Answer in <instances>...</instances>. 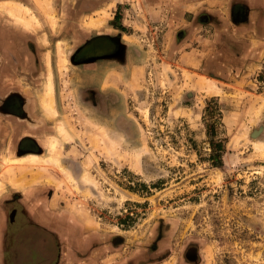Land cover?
I'll use <instances>...</instances> for the list:
<instances>
[{"label":"rangeland","instance_id":"obj_1","mask_svg":"<svg viewBox=\"0 0 264 264\" xmlns=\"http://www.w3.org/2000/svg\"><path fill=\"white\" fill-rule=\"evenodd\" d=\"M164 1L165 14L172 17L173 9H180L175 17L183 20L185 11L204 0ZM56 2L43 1V12L7 8L2 21L55 27L68 18L70 28L82 20L99 29L113 16L109 2L103 10L70 17L52 12ZM137 11L143 13L141 6ZM151 24L131 30L129 42L156 55L172 29L169 23ZM52 32L54 44L47 48L59 56L72 53L75 46L66 32ZM190 48L184 45L180 52ZM192 53L172 59L132 57L139 67L124 86L123 125H102L83 101L97 86L88 77L92 68L78 71L71 57H50L54 91L49 70L42 101L54 125L51 151L47 158L32 156L25 164H20L23 157L3 158L7 170L0 173V187L37 182L53 187L52 203L60 213L100 230L103 245L120 246L113 261L264 264V57L254 58L226 81L202 73L194 61L204 54ZM79 73L84 78L73 80ZM189 247L197 250L194 261L186 255Z\"/></svg>","mask_w":264,"mask_h":264},{"label":"crops","instance_id":"obj_2","mask_svg":"<svg viewBox=\"0 0 264 264\" xmlns=\"http://www.w3.org/2000/svg\"><path fill=\"white\" fill-rule=\"evenodd\" d=\"M6 1H12L13 4L7 5ZM43 1L45 0H0V22L1 15L5 16L7 8L14 13L25 12L31 7L39 8V11L43 12V8L40 9ZM95 1L100 7L107 2L113 7V18L118 20L117 25L113 26V31L120 34L118 40L126 47L125 55L113 54L107 58L154 56L172 59L191 57L192 51L196 50L204 54L198 58V61H194L200 63L199 69L202 73L209 78L220 77L228 81L231 76L239 74L254 58L264 57V0H204L194 9L185 11L184 14L187 13L188 17L183 20L175 17L176 12L181 14L180 9H173L172 17L165 14L164 0ZM30 2L34 5L30 6ZM81 2V0L75 2L76 13L79 12L78 7ZM138 6H141L143 12L141 15L137 11ZM63 7L61 0H57L52 9L60 12ZM166 19L168 20L165 21ZM21 22H14L13 25L9 21H4V25L2 27L0 25V39L4 41V44L0 42V55L16 56L14 63L23 67L25 62H28L26 57H23L27 54L25 53L27 40L33 46L34 53L53 54L47 48L49 44H54L51 37L52 30H61L64 34V31L70 29L67 23L60 25L57 23L55 27L50 23L28 27ZM155 22L159 26L169 23V28L172 29L170 40L166 42L164 39L160 44L163 48L161 47L155 55L148 50L131 46L129 42L131 30L151 27V23ZM43 30H46V35L42 33ZM74 37L72 43L77 46L88 38L85 32L80 31ZM184 45H191L190 51L180 52ZM29 59L31 58L28 57L27 60ZM40 59L35 57V66L40 65ZM103 62L106 65L99 71L103 72L104 76L109 74L110 79H113V87L117 89L122 87V80H128L134 68L139 67L131 62L126 70L120 72L118 64L112 62L111 58L104 59ZM143 69L145 70L144 66ZM207 87L208 85L202 90H206ZM23 92L28 95L25 87ZM188 94L192 96L193 91L185 92L186 96ZM29 109L38 114V105L34 108L30 104ZM47 119L48 114H43L34 125L27 127V131L34 134L43 147L47 139H44V133L48 134L47 123H44ZM16 126L23 128L22 125H14L13 130L10 129L9 132L16 131ZM7 127L0 122V157L3 158L7 156L4 155L5 149L2 147L4 140L1 133L3 130L6 131ZM14 140L11 142L13 145ZM32 156L47 158L45 152L20 155L17 158L23 157L24 161L20 164H25ZM6 166L0 159V173L6 172ZM52 190L53 187H49L44 182L30 183L23 187L6 183L4 188L0 187V264H126L120 257L113 261V252L118 255L121 248L103 245L104 234L100 230L87 228L79 221L77 223V220L71 219L69 214L60 213L56 209L58 204L52 203ZM63 204L60 201L59 207L62 206V210L66 211Z\"/></svg>","mask_w":264,"mask_h":264},{"label":"flooded vegetation","instance_id":"obj_3","mask_svg":"<svg viewBox=\"0 0 264 264\" xmlns=\"http://www.w3.org/2000/svg\"><path fill=\"white\" fill-rule=\"evenodd\" d=\"M81 1L82 2L78 7V13L75 12L74 8L76 0H74V4H72L71 6L68 4L69 0H61V5L63 4L64 7L61 8L60 12H57L55 9H53V13L56 12L59 15L67 14L70 17V13H86L85 11L92 9V12H94V9L97 10L99 9L98 7H100L98 6V4H96L95 0ZM29 5L33 6L34 4L30 2ZM107 8L109 9V7ZM101 9L103 10V7L99 10ZM104 9H106V7ZM67 20L62 21L60 19V22L57 23L58 25H60L59 23H67L68 25L70 21ZM3 21L0 22L1 27L2 25H4ZM116 21L118 20L109 15V17L104 21L101 28L99 29L89 28L87 26L88 22H82V20L80 21V23H78L79 26H77L76 28L72 26L73 28H70L69 31H65V35H67V37L69 36L67 38L69 40V44L73 42V40L75 39L74 36L79 31L81 33L85 32V35L88 38H86L78 46L74 45L75 47L73 49V52L70 54H66V56L65 54H63L62 56H59L57 54H36L33 52V46L29 43V40H27L26 42L27 51L25 52L29 55L26 54V56H23L26 57V61L28 62H25L24 67L19 66V64L16 65L14 63V57L16 56H5V59V57H2L0 55V122H3L8 126L7 130H3L1 133L2 140H4L2 147L5 149L3 151L4 155L7 156L6 158L14 159L20 155L32 153L42 154L43 152H45L48 157V153L51 151V146L54 142V136L52 135L54 125L51 118V113H48L49 111L45 109L42 101L45 97V84L49 77V70L51 71L54 91L53 69L50 57H71L72 59H70L74 63L73 66L76 67L78 71H81V69L85 70L88 67L92 68L93 74L88 75V77L93 78L97 86L96 89L92 92L93 96H87L86 99L84 98L85 100L82 98L83 101H87L90 103V105L93 107L92 109L97 112L95 116L99 117L102 125H111L112 123L117 125L126 124V99L124 86L126 85L128 80H122V87L117 89L113 87V79H110V75L107 74L104 76L103 72L99 71L103 70L104 66L106 65L105 62H103L104 59L111 58L112 62L115 61V63L118 64V69L120 72L126 70L129 63L133 62L132 57L107 58V56H113V54L125 55L126 51L125 45L120 43L118 40V35L120 34H117L118 32L113 31V26L117 25ZM50 24L53 25V23ZM21 29H24V27H21ZM70 30H73L72 33L70 32ZM124 39L128 40V38ZM0 42L4 44V41H2L1 39ZM28 57H30L31 59L27 60ZM35 57L41 58L40 65L37 66V69L35 66ZM44 57L46 58L44 59ZM55 65H57V63H55ZM31 66H35L36 70L32 69ZM20 70L25 71L27 75L24 73H19ZM80 75V73L77 74V76L72 75L73 80L76 81L83 79V75ZM98 76H101L102 78L99 79L97 78ZM24 87L28 91V95L23 92ZM30 104H32L34 108L38 105V114L32 112L29 109ZM43 114H48V119L44 120V123H47L46 127L48 129V134L44 133V139L47 138L46 142L44 143V147L40 143H38L34 134L27 131V127H29V125L31 124L34 125V122L40 120V117ZM14 125H22L23 128L21 129L16 126V131L14 130V132H9L10 129L13 130ZM13 140L14 145L11 143L13 142ZM10 144L12 145V147H10ZM10 155L14 156L11 157ZM0 159L2 160L3 157H0ZM186 252V255L189 257V259H191L192 261L196 259L197 250L195 249V247H189Z\"/></svg>","mask_w":264,"mask_h":264},{"label":"bare ground","instance_id":"obj_4","mask_svg":"<svg viewBox=\"0 0 264 264\" xmlns=\"http://www.w3.org/2000/svg\"><path fill=\"white\" fill-rule=\"evenodd\" d=\"M28 13H29V10H28ZM30 16H32L35 20L37 19L34 14H30ZM37 21V20H36ZM24 172V171H23ZM22 176V175H21ZM23 177V176H22Z\"/></svg>","mask_w":264,"mask_h":264},{"label":"trees","instance_id":"obj_5","mask_svg":"<svg viewBox=\"0 0 264 264\" xmlns=\"http://www.w3.org/2000/svg\"><path fill=\"white\" fill-rule=\"evenodd\" d=\"M212 157H215V155H211ZM222 164V163H221Z\"/></svg>","mask_w":264,"mask_h":264}]
</instances>
